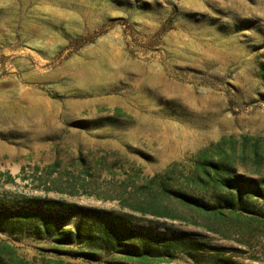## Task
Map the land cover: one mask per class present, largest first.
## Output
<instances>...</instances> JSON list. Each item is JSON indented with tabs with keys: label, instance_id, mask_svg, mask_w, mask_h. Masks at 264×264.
<instances>
[{
	"label": "rangeland",
	"instance_id": "1",
	"mask_svg": "<svg viewBox=\"0 0 264 264\" xmlns=\"http://www.w3.org/2000/svg\"><path fill=\"white\" fill-rule=\"evenodd\" d=\"M263 65L264 0H0V201L97 215L0 264H264Z\"/></svg>",
	"mask_w": 264,
	"mask_h": 264
},
{
	"label": "trees",
	"instance_id": "2",
	"mask_svg": "<svg viewBox=\"0 0 264 264\" xmlns=\"http://www.w3.org/2000/svg\"><path fill=\"white\" fill-rule=\"evenodd\" d=\"M261 77L264 80V65L261 69ZM172 194L181 202H186L203 210H209L208 206L199 204L197 201L183 194ZM240 196H238L237 200H239ZM90 214L87 210L61 202L39 201L34 199L22 205H13L0 201V230L7 231L10 235L28 232V234L39 240L52 239L57 244L69 245L75 241H79L82 234L80 225L74 230L66 229L65 225L67 222L76 217L81 218V222H85L88 216H97L95 213ZM103 219V224L105 225V218ZM118 225L122 227V224L117 221L111 225L112 230L106 231L104 242L108 244L106 245L107 249L116 245L115 250L117 251L127 248V252L135 254L136 252L133 249H137V246L130 245L126 240L122 239H116V241L110 240V238L113 239L117 236L119 238L124 235L123 233H121L122 235L119 234L121 231ZM213 250L216 252L215 254H211L213 264H237L224 256L226 249L214 248ZM149 252L144 247L143 253L148 254Z\"/></svg>",
	"mask_w": 264,
	"mask_h": 264
},
{
	"label": "bare ground",
	"instance_id": "3",
	"mask_svg": "<svg viewBox=\"0 0 264 264\" xmlns=\"http://www.w3.org/2000/svg\"><path fill=\"white\" fill-rule=\"evenodd\" d=\"M223 126H225V124L223 125ZM192 127V126H191ZM196 129V128H195ZM198 129V128H197ZM167 130V129H166ZM169 132V131H168ZM165 133H167V131L165 132ZM170 134H171V132H170ZM174 134V138L176 139V138H180L182 141H183V144H182V147L183 146H185V144L187 143V139L188 138H190V136L188 135V134H182L181 132H177V131H175V133H173ZM175 139H173V140H170L169 138H168V140H167V138L165 137L164 138V140L166 141V142H163V143H161V148L159 149V151H161L162 153H166L167 151V156L169 155H174L175 153H177L179 150H180V148H181V146H179L177 143H176V141H175Z\"/></svg>",
	"mask_w": 264,
	"mask_h": 264
}]
</instances>
